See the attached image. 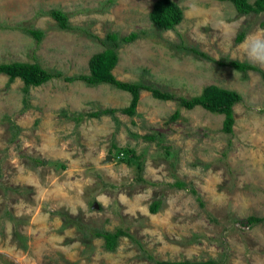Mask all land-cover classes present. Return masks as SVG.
Here are the masks:
<instances>
[{
    "label": "rangeland",
    "instance_id": "1",
    "mask_svg": "<svg viewBox=\"0 0 264 264\" xmlns=\"http://www.w3.org/2000/svg\"><path fill=\"white\" fill-rule=\"evenodd\" d=\"M154 1L0 0V62L37 61L64 75L84 74L107 33L137 32L117 49L115 77L154 82L187 98L208 84L236 90L233 132L222 130L223 114L180 107L146 90L129 116L118 110L130 93L108 83L55 77L25 93L19 78L0 74V264H264V221H245L264 217V80L258 71L216 62L249 61L244 41L264 29V11L174 0L182 20L162 30L149 18ZM53 8L66 12L74 28L60 29L48 15ZM26 27L42 29V39ZM106 108L117 109L115 116H73ZM177 108L180 118L170 120ZM123 148L142 161V180L135 163L117 154ZM176 179L187 188L171 186ZM157 199L160 209L151 213ZM116 227L134 240L121 236L108 251L93 233Z\"/></svg>",
    "mask_w": 264,
    "mask_h": 264
},
{
    "label": "trees",
    "instance_id": "2",
    "mask_svg": "<svg viewBox=\"0 0 264 264\" xmlns=\"http://www.w3.org/2000/svg\"><path fill=\"white\" fill-rule=\"evenodd\" d=\"M219 1H229L233 4L236 11L239 14L248 13H259L264 11V0H254L250 2L249 0H219ZM48 15L51 16L57 26L60 29L71 30L74 27L69 22V16L66 12L58 8H53L48 11ZM183 11L179 4L174 0H155L152 4L151 10L149 12V18L155 26L162 30H171L182 20ZM29 35H31L37 42H39L44 31L39 28L26 27L23 29ZM244 37V31L239 32L236 37V41L242 40ZM138 38L137 32H131L127 35H119L116 32H109L102 39V44L104 49L92 54L88 60V73H80L73 75H64L60 71H50L40 65L37 61H9L0 62V74L8 76L9 81H14L19 78L23 82V91L27 93L31 87L39 86L48 80L55 77H62L66 82L73 81H84L88 85H95L100 83H108L118 89L127 91L130 93L131 98L129 104L126 107L119 109L123 114L133 116L136 114V107L139 102L140 92L146 90L151 92L152 96L160 100H174L178 103V106L191 109L196 106H200L203 109L215 113L223 114L222 130L226 133L233 132L234 125V112L233 106L241 100V95L236 91L224 87H220L216 84L205 85L199 94L193 95L191 97H184L181 95H176L175 93L167 90H163L156 83L152 82H138V81H122L115 77L112 73V69L117 63L118 55L117 49L122 43H129ZM188 50L194 52L197 55L203 56L206 59L213 60L206 53L199 51L195 48H188ZM220 65H229L237 71L246 72L248 70L260 72L264 80V71L260 69L257 65L249 61H240L236 59H226L216 61ZM117 109L106 108L97 109L87 113H75L74 119L79 122L83 117H93L97 118L102 115L115 116ZM180 109L177 108L170 115V120H176L180 118ZM117 154H123L122 160L126 163H135L137 178L142 180L141 172L143 169L142 161L139 160V156L134 154L133 149L123 148L117 149ZM130 154V155H129ZM129 156V157H128ZM132 158H135L132 161ZM39 162H43L38 159ZM61 167H65L61 164ZM176 188H187V184L179 179H176L170 184ZM192 192H195L192 189ZM161 201L153 200L149 205V211L155 213L160 209ZM249 226H253L261 221H264V217H258L255 215H250L246 217L245 220ZM95 237L103 239V246L108 251H114L118 245V240L121 236H127L134 240V237L122 227H116L114 230H98L93 233ZM151 258L152 256L149 255ZM156 264H220L217 260L208 259L205 261H192L188 259L184 260H155Z\"/></svg>",
    "mask_w": 264,
    "mask_h": 264
},
{
    "label": "clouds",
    "instance_id": "3",
    "mask_svg": "<svg viewBox=\"0 0 264 264\" xmlns=\"http://www.w3.org/2000/svg\"><path fill=\"white\" fill-rule=\"evenodd\" d=\"M244 50L251 63L264 66V29L248 33L244 41Z\"/></svg>",
    "mask_w": 264,
    "mask_h": 264
},
{
    "label": "water",
    "instance_id": "4",
    "mask_svg": "<svg viewBox=\"0 0 264 264\" xmlns=\"http://www.w3.org/2000/svg\"><path fill=\"white\" fill-rule=\"evenodd\" d=\"M111 158V155H108L107 157H106V160H109ZM96 206V205H95Z\"/></svg>",
    "mask_w": 264,
    "mask_h": 264
}]
</instances>
